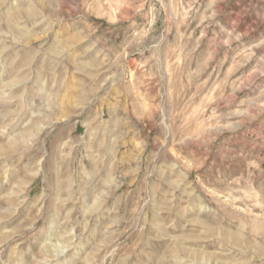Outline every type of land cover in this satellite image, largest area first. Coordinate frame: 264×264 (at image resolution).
<instances>
[{
  "label": "rangeland",
  "instance_id": "rangeland-1",
  "mask_svg": "<svg viewBox=\"0 0 264 264\" xmlns=\"http://www.w3.org/2000/svg\"><path fill=\"white\" fill-rule=\"evenodd\" d=\"M0 264H264V0H0Z\"/></svg>",
  "mask_w": 264,
  "mask_h": 264
}]
</instances>
